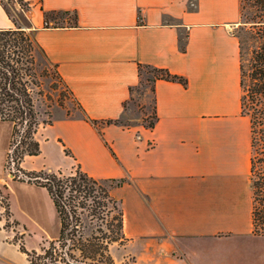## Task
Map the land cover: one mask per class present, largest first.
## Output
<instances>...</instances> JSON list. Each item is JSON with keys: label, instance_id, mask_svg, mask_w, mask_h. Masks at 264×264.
I'll return each mask as SVG.
<instances>
[{"label": "crops", "instance_id": "1", "mask_svg": "<svg viewBox=\"0 0 264 264\" xmlns=\"http://www.w3.org/2000/svg\"><path fill=\"white\" fill-rule=\"evenodd\" d=\"M22 1L28 10L0 0V28L31 33L89 119H123L138 65L166 70L185 85L151 81V128L95 127L82 113L42 126L40 153L25 156L21 168L57 172L75 162L95 179L122 180L111 194L140 264H264V235L252 227L250 125L241 113L233 32L239 0ZM8 5L24 22L9 16ZM58 15L64 23L54 24ZM10 134L0 121V163ZM55 155L64 161L51 166ZM0 264L24 263L5 253Z\"/></svg>", "mask_w": 264, "mask_h": 264}, {"label": "trees", "instance_id": "2", "mask_svg": "<svg viewBox=\"0 0 264 264\" xmlns=\"http://www.w3.org/2000/svg\"><path fill=\"white\" fill-rule=\"evenodd\" d=\"M17 2L22 9H29L27 2ZM2 4L5 5V0ZM43 16L47 25L48 13L43 12ZM239 16L244 28L235 36L240 56L241 113L248 117L250 125L252 227L254 234L264 235V0H239ZM44 65L53 67L58 82L74 100L56 66L46 59L30 32L20 26L0 28V121L11 125L4 170L8 162L14 161L23 178L16 179L10 172L12 180L25 181L45 190L58 219L57 237L39 252L27 251L15 237L13 241L26 256L27 264H137L131 258L118 263L111 254L112 247L123 244L126 239L121 204L111 194L112 188L121 185L122 180L95 179L77 164L69 173L21 168L25 156L40 153L35 137L39 127L52 124L50 120L41 119L36 104L37 98L44 94L42 86L47 72ZM144 70L153 74L151 81L163 79L185 85L183 78L150 66L138 65L140 78ZM82 116L95 127L101 123L122 124L119 120L98 122L83 113ZM152 126L153 122L147 125ZM64 152L71 156L68 150ZM4 209L8 227L7 198Z\"/></svg>", "mask_w": 264, "mask_h": 264}, {"label": "rangeland", "instance_id": "3", "mask_svg": "<svg viewBox=\"0 0 264 264\" xmlns=\"http://www.w3.org/2000/svg\"><path fill=\"white\" fill-rule=\"evenodd\" d=\"M7 9L18 22H24L19 8L8 5ZM64 18L63 15L55 16L54 24L64 23ZM243 28L239 21V24L233 29L234 34L242 33ZM44 66L47 70L42 86L44 94L39 96L36 102L41 112V119L53 122L57 119L81 116L74 100L58 82L53 67L51 65ZM152 77L153 74L150 70L142 72L140 81L132 89L130 99L125 105L126 113L123 119L119 120L123 125L142 124L147 126L153 122ZM52 159L51 166L64 161L60 155H55ZM74 169L75 162H72V167L62 169V172L69 173ZM10 172L14 173L16 179L23 178V175L16 170L14 161L8 162L5 170L4 163H0V241L3 244L0 247V254L7 253L10 259L16 263L27 264L26 256L20 254L18 246L13 241L14 237L17 243H22L27 251L39 252L42 247H47L48 243L57 237L58 219L45 190L25 181L12 180ZM6 198L10 212L8 227L5 226L7 224L4 209ZM131 251L130 242L125 239L123 244H116L112 247L111 254L118 263L131 258L140 264Z\"/></svg>", "mask_w": 264, "mask_h": 264}]
</instances>
